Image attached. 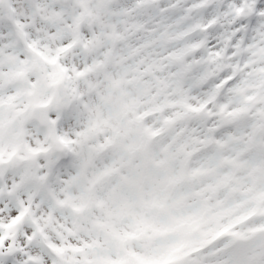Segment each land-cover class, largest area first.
I'll return each instance as SVG.
<instances>
[{
	"label": "snow or ice",
	"instance_id": "1",
	"mask_svg": "<svg viewBox=\"0 0 264 264\" xmlns=\"http://www.w3.org/2000/svg\"><path fill=\"white\" fill-rule=\"evenodd\" d=\"M0 264H264V0H0Z\"/></svg>",
	"mask_w": 264,
	"mask_h": 264
}]
</instances>
